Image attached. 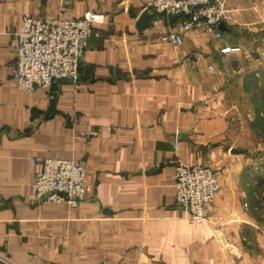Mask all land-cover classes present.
<instances>
[{"label": "crops", "instance_id": "0c3cea01", "mask_svg": "<svg viewBox=\"0 0 264 264\" xmlns=\"http://www.w3.org/2000/svg\"><path fill=\"white\" fill-rule=\"evenodd\" d=\"M149 1L0 0V255L13 264H264L253 204L264 162L236 147L223 96L234 60L264 63V0H224L232 17L219 25L221 39L199 28L178 45L176 21L145 9ZM89 11L103 20L82 53L80 81L20 89L23 16ZM45 157L86 164L78 206L34 199ZM179 161L219 173L205 222L176 204Z\"/></svg>", "mask_w": 264, "mask_h": 264}, {"label": "built area", "instance_id": "2783aa9c", "mask_svg": "<svg viewBox=\"0 0 264 264\" xmlns=\"http://www.w3.org/2000/svg\"><path fill=\"white\" fill-rule=\"evenodd\" d=\"M64 2L65 0H61ZM145 9L159 14H177L175 30L170 36L176 45L192 29H212L221 39L219 25L232 17L224 0H150ZM103 15L89 11L83 16L57 17L25 14L16 33L14 79L20 89L50 90L55 82L78 83L82 78L81 56L93 33L94 22ZM240 47H223L228 53ZM32 163L38 160L32 158ZM34 173L32 193L36 201L65 202L78 206L84 199L89 182L87 166L79 159L45 157ZM176 204L196 223L211 217V207L221 188L218 171L211 165L179 161L175 167ZM0 264H13L0 255Z\"/></svg>", "mask_w": 264, "mask_h": 264}, {"label": "rangeland", "instance_id": "374dc122", "mask_svg": "<svg viewBox=\"0 0 264 264\" xmlns=\"http://www.w3.org/2000/svg\"><path fill=\"white\" fill-rule=\"evenodd\" d=\"M232 66L234 71L227 75L223 96L231 112L233 141L238 149L257 158L256 162H264V63L257 65L241 58L234 60ZM257 188L259 197L253 204L257 206L258 220L264 225V182Z\"/></svg>", "mask_w": 264, "mask_h": 264}, {"label": "water", "instance_id": "95a60500", "mask_svg": "<svg viewBox=\"0 0 264 264\" xmlns=\"http://www.w3.org/2000/svg\"><path fill=\"white\" fill-rule=\"evenodd\" d=\"M147 11V10H146ZM145 11V12H146ZM168 17H169V19L171 20V21H176L180 16L179 15H177V14H170V15H168ZM221 26V25H220Z\"/></svg>", "mask_w": 264, "mask_h": 264}]
</instances>
